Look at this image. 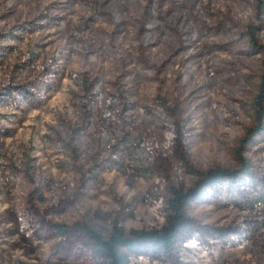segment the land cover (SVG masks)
Returning <instances> with one entry per match:
<instances>
[{"label":"rangeland","instance_id":"obj_1","mask_svg":"<svg viewBox=\"0 0 264 264\" xmlns=\"http://www.w3.org/2000/svg\"><path fill=\"white\" fill-rule=\"evenodd\" d=\"M261 16L255 17L253 0H195L193 13L172 0H0V87L9 75L32 78L37 64L45 63L58 73L52 79L55 86L40 103L0 105L7 129L0 135V162L4 155L20 166L25 154L30 155V173L43 181L35 196L41 207L71 195L77 182L71 171L60 167L65 156L50 136L56 131L68 136L69 125L80 123L72 96L87 78L103 95L116 92L115 81L123 84L130 100L138 104L132 113L146 132L152 133L156 120L144 115L141 106L151 105L157 95L175 103L190 127L188 148L196 164L203 169L215 163L235 168L234 148L254 119L261 54L247 44L242 47L249 52L228 49L231 37L221 28L225 24V29L239 32L254 23L262 43ZM93 133L94 123L76 132L80 148ZM139 139L136 133L130 141ZM242 151L250 158L258 154L264 158V147ZM116 157L121 163L101 172L97 182L56 216L59 221H85L107 239L122 202L120 218L126 228L149 230L161 222L146 196L155 174L131 168L123 153ZM178 175L185 186L192 184L184 169ZM19 191L10 188L0 173V264H90L55 259L51 241L20 229L14 211ZM189 206L203 223H247L246 214L235 207L209 202ZM256 221L250 232L253 240L194 264H264V218Z\"/></svg>","mask_w":264,"mask_h":264},{"label":"trees","instance_id":"obj_2","mask_svg":"<svg viewBox=\"0 0 264 264\" xmlns=\"http://www.w3.org/2000/svg\"><path fill=\"white\" fill-rule=\"evenodd\" d=\"M172 1L193 13L195 0ZM253 3L255 17H263L264 0H253ZM225 27L224 24L221 29L231 37L228 49L249 52L242 47L247 44L261 54L252 101L254 119L234 148L235 168L215 163L203 169L196 164L188 148L190 127L175 103L157 95L151 105H142V113L156 120L152 133L148 132L150 129L146 132L145 124L141 127V120L132 113L138 104L130 100L123 84L115 81L116 92L103 95L87 78L81 79L72 96L80 123L69 125L68 136L58 131L55 136H50L65 156L59 162L60 167L71 171L77 182L71 195L57 197L46 206H39L35 196L41 191L43 181L30 173V155L25 154L20 166L2 155V177L10 188L21 189L14 197L20 229L30 237L51 241L53 258L90 264H194L217 256L224 248L238 247L254 239L250 232L256 227V220L264 218V158L258 153L250 158L241 150L254 152L264 147V42L258 40L254 23L245 24L239 32ZM54 70L43 63L34 65L36 75L30 79L17 80L14 75H9L0 87V105L40 103L46 91L55 86L52 79L58 73ZM2 117L0 112V135L7 131ZM91 123H94V133L87 146L80 148L76 132ZM136 133L140 139L131 142ZM147 151L149 157L145 155ZM118 153L128 158L131 168L155 174L146 196L161 215V222L149 230L126 228L120 218L122 202L111 220L112 229L107 239L85 221H59L56 216L97 182L101 172L121 163L122 158L116 157ZM181 169L190 174V186H185L180 179ZM207 202L242 210L247 223L201 222L190 213L189 205Z\"/></svg>","mask_w":264,"mask_h":264}]
</instances>
